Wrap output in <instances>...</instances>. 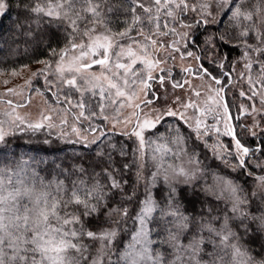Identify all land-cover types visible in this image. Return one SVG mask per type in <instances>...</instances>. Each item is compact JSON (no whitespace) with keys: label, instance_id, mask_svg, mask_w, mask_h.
<instances>
[{"label":"snow or ice","instance_id":"snow-or-ice-1","mask_svg":"<svg viewBox=\"0 0 264 264\" xmlns=\"http://www.w3.org/2000/svg\"><path fill=\"white\" fill-rule=\"evenodd\" d=\"M14 4L33 58L0 71V264H264V0Z\"/></svg>","mask_w":264,"mask_h":264},{"label":"trees","instance_id":"trees-1","mask_svg":"<svg viewBox=\"0 0 264 264\" xmlns=\"http://www.w3.org/2000/svg\"><path fill=\"white\" fill-rule=\"evenodd\" d=\"M16 9H15V4H14V0H12V7L10 9V15H6L4 18H2V20H0V29L3 30V36L2 39H0V71H7V70H11L13 68H17L20 67L21 65L24 64H30L31 60H32V56H25L22 54L19 55H13L12 54V48L14 47L13 44V32L9 31L12 27H13V22L16 18ZM231 31L229 23L227 20H224L222 24H213L210 25L208 28V33H213V32H224V31ZM201 33V41L203 39V36L206 35L207 33H205V30L203 28H201L200 30ZM222 51H230V55H229V61L231 62H235L238 58H239V51L236 49H232L229 50L227 48V46L225 45L222 49ZM36 55H43V53H37ZM239 64H237L236 66H238ZM207 67H209L210 70L215 71V72H219L220 69H214L212 67V65L207 64ZM38 67L37 65H31V69L30 70H35V68ZM30 70H24L23 72H21V74L16 77V78H12V82L8 85L9 88L14 87L16 85H19L20 83L26 81L29 76H30ZM8 78V77H3L0 76V81H2L3 79ZM43 79L42 78H35L33 79L32 82V88H41L43 90ZM233 88V87H232ZM229 90V94L227 96V99L229 100V102H231L233 100V93H236L235 91H233V89ZM5 91V88L0 85V93H3ZM34 93L33 91H31V89L29 90V94ZM47 97L49 99L50 102H54L51 98V94L48 93ZM240 99L237 96L236 93V103H239ZM246 103V101H245ZM247 117H245L244 119L240 120V121H234V123H244L246 122ZM174 123V118H166V120L161 124L158 125L157 130L161 133L167 134V130H168V125ZM237 131L239 132V129H237ZM31 137L30 133H25V134H20L17 133V136L14 139V144H19L22 147H27L26 142L29 140V138ZM32 139H35V137H31ZM118 140L120 139H124L123 137H117ZM223 140L226 143L230 142V138L229 137H224ZM245 142L252 146L255 147L256 145V140L253 139L252 137L248 136L244 138ZM129 143V145L131 146V141H127ZM22 148H18L17 151H21ZM214 163H218V162H214ZM233 175H238V173H233Z\"/></svg>","mask_w":264,"mask_h":264},{"label":"rangeland","instance_id":"rangeland-1","mask_svg":"<svg viewBox=\"0 0 264 264\" xmlns=\"http://www.w3.org/2000/svg\"><path fill=\"white\" fill-rule=\"evenodd\" d=\"M191 63H192V66L194 67V66H195V61H192ZM240 67H241L240 64H239L238 66H236L237 72L240 70ZM177 70H178V69H177ZM190 79H191V78H190ZM192 82H193L194 84H198V83H200V81L195 80V79H193ZM24 84H25V81L22 82V83H20L19 85H24ZM168 87H169V89H170V85H169ZM232 89H233V91H235V92L237 93V96H238V89H237L235 86H233ZM177 92L179 93L180 90H177ZM28 95H29V91H28V92H25V95H24L23 98H22V97H13V99H15V100L26 99ZM31 95H32V101H31V104H30L28 107H26V108H19L18 111H19L22 115H23V114H26V113H30V114H31V118H36V117H37L38 109H39L40 107H43V106H44V105H43V100H44V98L41 97V96H39V95H37L35 92L32 93ZM238 98H239V97H238ZM239 99H240V98H239ZM157 103H158V104H159V103H162V101H157ZM246 103H247V101H246ZM248 120H249V118L246 119V121H248ZM257 131H259V130H257Z\"/></svg>","mask_w":264,"mask_h":264}]
</instances>
